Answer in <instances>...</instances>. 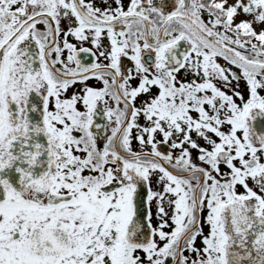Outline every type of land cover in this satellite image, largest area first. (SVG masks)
Returning a JSON list of instances; mask_svg holds the SVG:
<instances>
[{"label": "snow or ice", "instance_id": "6c2138e0", "mask_svg": "<svg viewBox=\"0 0 264 264\" xmlns=\"http://www.w3.org/2000/svg\"><path fill=\"white\" fill-rule=\"evenodd\" d=\"M0 264H264V0H0Z\"/></svg>", "mask_w": 264, "mask_h": 264}]
</instances>
